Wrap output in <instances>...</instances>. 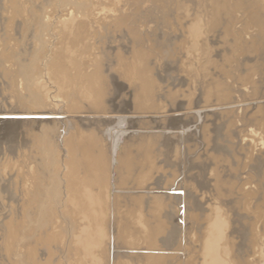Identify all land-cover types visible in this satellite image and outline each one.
<instances>
[{
	"label": "rangeland",
	"instance_id": "374dc122",
	"mask_svg": "<svg viewBox=\"0 0 264 264\" xmlns=\"http://www.w3.org/2000/svg\"><path fill=\"white\" fill-rule=\"evenodd\" d=\"M52 71L60 72L65 82L53 76ZM87 86L92 92H100L105 102L127 105L129 110L122 115L128 117L130 112L133 124L125 122L122 129L115 119L102 124L110 114L99 113L98 105L84 96ZM0 107L4 113L51 109L58 114L37 119L65 124L55 128L59 136L53 132L51 148L39 138L41 129L15 138L0 131V264L92 263L91 254L79 249L75 241V235L86 230L88 219L87 212H79L78 199L70 187V171L72 163L78 161L75 156L82 133L96 132L100 138L104 130H108L104 143L109 167L115 164L112 140L122 142H117L118 151L127 142L125 134L135 146H149V162L142 168L146 177L143 189L126 190L129 195L144 197L142 208L148 209H143L146 213L152 203H161L152 199L154 196H183L187 185L193 184L201 208L199 230L191 228L188 236L180 234L177 243L182 248L188 245L191 256L198 253V263L203 261L201 248L206 243L214 244V222L218 213L225 211L227 217L222 218L230 222L234 243L242 248L244 256L233 253L235 263L263 264L257 259L260 251L264 253V158L255 157L258 151L264 152V0H0ZM178 107V114H182L179 118L193 115L196 109L204 114H229L212 119V124L199 121L195 115L194 122L187 123L194 128L184 133L185 139L171 138V129L157 122L167 118L162 111L169 113ZM116 114L119 113L111 116ZM98 115V119L93 117ZM162 131L167 133L164 137H170V143L162 137ZM254 140L259 146H254ZM146 166L151 169L146 171ZM106 175L104 183L109 181V191L114 196L119 187L114 185L112 167ZM175 206L173 223L181 230L190 228L193 221L183 217L186 205L178 201ZM156 216L166 224L163 211L157 210ZM51 234L57 235L58 242L47 243ZM135 245L144 247L141 243ZM115 249L117 253L133 252L116 248V244L111 252ZM183 253L174 255L178 258ZM184 258L182 255L178 259Z\"/></svg>",
	"mask_w": 264,
	"mask_h": 264
},
{
	"label": "bare ground",
	"instance_id": "6f19581e",
	"mask_svg": "<svg viewBox=\"0 0 264 264\" xmlns=\"http://www.w3.org/2000/svg\"><path fill=\"white\" fill-rule=\"evenodd\" d=\"M202 1V0H201ZM210 1V0H209ZM199 2V1H198ZM201 6V5H200ZM199 6V7H200ZM204 6V5H203ZM208 8V7H206ZM210 8V7H209ZM194 10V9H193ZM207 10V9H206ZM198 14V13H197ZM213 15V14H212ZM216 15V14H215ZM198 16V15H197ZM214 17V16H213ZM192 18V17H191ZM203 18V17H202ZM205 25V24H204ZM71 27V29L73 28L72 25H68ZM77 27V26H76ZM200 36V35H199ZM203 51V50H202ZM203 58V57H202ZM196 63V62H195ZM125 64V63H124ZM133 64V62H132ZM203 66V65H202ZM210 66V65H209ZM47 67V65H46ZM138 70V69H137ZM35 73V72H34ZM47 73V72H46ZM45 73V74H46ZM39 75V74H38ZM52 75L55 77H58V79L64 83L66 79L63 78L62 74L59 72L57 73L56 71H52ZM142 75V74H140ZM170 75V74H169ZM43 76V75H42ZM27 78V77H26ZM30 78V77H29ZM27 78V79H29ZM94 78V77H93ZM149 78V77H148ZM35 79V78H34ZM44 79V77H43ZM64 79V80H63ZM25 80V79H24ZM33 80V78H32ZM29 81V80H28ZM42 81V80H41ZM89 82V80H88ZM92 82V81H91ZM67 83V82H66ZM91 84V83H90ZM49 85V84H48ZM82 85V84H81ZM68 86V85H67ZM206 87V86H205ZM55 88V87H54ZM144 88V87H143ZM31 89V88H30ZM87 91L85 93L84 96H89L90 100L92 101L93 104L98 105L100 112L99 113H103V114H111L112 113H121V115H117V116H109V118L104 121H102V124H107L111 119H115V121H117L119 124H121V129H122V125L123 123L127 122V124L131 125L133 124V121L131 120V118L129 119V115L127 117L123 116L122 113H127L129 110V107H127V105H122V103L120 104V106H117L115 104H112L110 101L109 102H105V100H101V98L99 97V93L98 92H92L91 88L87 86ZM142 89V88H141ZM94 90V89H93ZM39 91V90H38ZM141 91V90H140ZM85 92V91H84ZM62 94V93H61ZM39 98V97H38ZM78 98V97H77ZM17 99V98H16ZM36 99V98H35ZM71 99V98H70ZM15 100V99H14ZM78 100V99H77ZM84 100V99H83ZM112 100V99H111ZM116 100V99H115ZM24 101V100H22ZM27 101V100H25ZM24 101V102H25ZM33 100H30V102H32ZM52 101V100H51ZM90 101V102H91ZM62 102V101H61ZM121 102V101H120ZM21 103V102H20ZM37 103V102H36ZM58 103V102H57ZM79 103V101H78ZM105 103V104H104ZM108 103V104H107ZM114 103V102H113ZM18 104V103H17ZM50 104V103H49ZM118 104V105H119ZM127 104V103H126ZM24 105V104H23ZM33 105V103L31 104ZM36 105V104H34ZM41 105V104H40ZM79 105V104H78ZM77 105V106H78ZM92 105V104H91ZM90 105V106H91ZM141 105V104H140ZM208 105V104H207ZM11 106V105H10ZM15 106V104H14ZM13 106V108H15ZM18 106V105H16ZM38 108L39 105L37 104ZM44 106V105H43ZM86 107V105H84ZM131 106V105H130ZM139 106V105H138ZM22 107V105H21ZM27 107V106H26ZM41 107V106H40ZM50 107V106H49ZM74 107V106H73ZM93 107V106H92ZM91 107V108H92ZM140 107V106H139ZM215 107V106H214ZM218 107V106H217ZM1 108V107H0ZM4 108V107H3ZM9 108V107H7ZM5 108V110L7 109ZM12 108V109H13ZM25 108V107H24ZM29 108V106H28ZM59 108V107H58ZM96 108V107H95ZM93 107V109H95ZM178 107L175 110H172L171 112L167 113L165 111H162V115H166L167 118L163 119V120H159L160 121V126L162 125L163 127H169L171 129V138L175 137V138H184V133L185 135L188 134V132L190 131L189 129L194 128V126H188V124H192L194 122L195 119V115H197L199 117V121H201V119H204L205 122H211L210 124H212V119H216L218 117H223V116H228L229 112H223V113H213V114H204L203 111H196L193 113V115L184 117V118H179V116H181L182 114H178L179 111ZM40 109V108H39ZM46 109V108H45ZM78 109V107H77ZM145 109V108H144ZM149 109V108H148ZM11 110V109H10ZM17 110V109H16ZM21 110V109H20ZM25 110V109H24ZM29 110V109H28ZM44 110V109H43ZM42 110V111H43ZM50 112H27V113H14L13 111L11 112H0V117H3L4 120L7 119L6 121H3V119H1V123H2V128L0 129L1 132L4 133L5 136L11 137V138H15L18 136H22L25 134H34L33 131H36L37 129H41L40 131V139H42L43 143L45 146L50 145V140L51 135L54 132V136L57 137L56 133H55V128H57V126H59L60 124H64V122H60L58 123V121H44L45 119H37V117L39 116H53V115H57L58 113H54L53 111ZM81 110V109H80ZM132 110V109H131ZM137 110V109H135ZM140 110V109H139ZM147 110V109H146ZM159 110V109H158ZM262 110V109H260ZM2 111V110H1ZM4 111V110H3ZM15 111V110H14ZM56 111V110H55ZM76 111V110H75ZM138 111V110H137ZM153 111V110H152ZM157 111V110H156ZM160 111V110H159ZM187 111V110H186ZM63 112V110H62ZM87 112V111H86ZM96 112V111H95ZM133 112V111H132ZM139 112V111H138ZM161 112V111H160ZM182 113V111H180ZM183 112H185L183 110ZM60 113V112H59ZM69 113V112H68ZM85 113V112H84ZM146 113V112H145ZM151 113V112H150ZM149 113V114H150ZM153 113V112H152ZM231 113V111H230ZM65 114V113H64ZM81 114V113H80ZM134 114V113H133ZM140 114V112H139ZM138 114V115H139ZM144 114V113H143ZM157 114V113H155ZM61 115V114H60ZM71 114H69L68 116H70ZM74 115V114H73ZM76 115V114H75ZM84 115V114H83ZM89 115V114H88ZM90 115H92L90 113ZM89 115V116H90ZM115 115V114H114ZM141 115V114H140ZM146 115V114H145ZM151 115V114H150ZM154 115V114H153ZM231 115V114H230ZM258 115V114H257ZM65 116H67V114H65ZM72 116V115H71ZM105 115H102V117H104ZM136 116V115H135ZM75 117V116H74ZM76 117H78L76 115ZM93 117H99L98 116H93ZM132 117V115L130 116ZM138 117V116H137ZM136 117V120H137ZM141 117V116H140ZM139 117V119H140ZM182 117V116H181ZM43 118H48V117H43ZM71 118V117H70ZM69 118V120H70ZM86 118V117H85ZM88 118V116H87ZM14 119V120H13ZM20 119V120H18ZM64 119V118H63ZM68 118H66L65 120H67ZM90 119V118H89ZM88 119V121H89ZM98 119V118H97ZM197 119V118H196ZM209 119V120H208ZM61 120V119H60ZM68 120V122L70 123V121ZM74 120V119H73ZM82 121V119H80ZM141 120V119H140ZM155 120V119H154ZM153 120V121H154ZM90 121H93L90 119ZM89 121V122H90ZM97 121V120H96ZM74 122V121H71ZM84 122V121H82ZM98 122V121H97ZM116 122V123H117ZM142 122V120H141ZM155 122V121H154ZM204 122V121H203ZM67 123V121H66ZM111 123V122H110ZM113 123V122H112ZM137 123V122H136ZM139 123V121H138ZM145 123V122H144ZM143 123V126H144ZM156 123V124H157ZM76 124V122H75ZM87 124V123H86ZM114 124V123H113ZM124 124V127L125 125ZM147 124V123H146ZM155 124V123H154ZM65 125V124H64ZM71 125V124H70ZM82 125V123H81ZM84 125V123H83ZM82 125V126H83ZM101 125V124H100ZM110 125V124H109ZM117 125V124H115ZM141 125V123H140ZM187 125V126H186ZM214 125V124H213ZM61 126V125H60ZM73 126V125H72ZM79 126V125H77ZM97 126H99L97 124ZM103 126V125H102ZM105 126V125H104ZM136 126V125H135ZM148 126V124H147ZM158 126V127H160ZM161 126V127H162ZM39 127V128H38ZM62 127V126H61ZM74 127V126H73ZM110 127V126H109ZM117 127V126H116ZM132 127V126H131ZM141 127V126H140ZM145 127V126H144ZM72 128V127H71ZM81 128V126L79 127ZM86 128V127H85ZM127 128L129 129V126H127ZM126 128V129H127ZM138 128V126H137ZM142 128V127H141ZM140 128V129H141ZM147 128V127H146ZM168 128V129H169ZM60 129V128H58ZM62 129V128H61ZM69 129V128H68ZM101 129V128H100ZM106 129V128H104ZM109 129V128H108ZM113 128H111L112 130ZM120 129V128H119ZM124 129V128H123ZM125 129V130H126ZM139 129V130H140ZM155 129V128H154ZM161 129V128H160ZM165 129L166 128H162ZM205 129V128H204ZM67 130V129H66ZM94 130V129H93ZM109 130V131H111ZM116 130V129H115ZM138 130V131H139ZM142 130V129H141ZM175 130H179L178 133H175ZM68 131V130H67ZM70 131V130H69ZM75 131V130H74ZM105 131L108 130H104L103 132L105 133ZM120 131V130H119ZM117 131V132H119ZM128 131V130H127ZM130 131V130H129ZM137 131V130H135ZM173 131V133H172ZM33 132V133H32ZM39 132V131H38ZM102 132V131H101ZM115 133V131H113ZM116 132V133H117ZM121 133L123 131H120ZM125 132V131H124ZM134 132V131H132ZM167 132V130H166ZM191 132V131H190ZM66 133V132H65ZM64 133V137L65 136ZM72 133V132H71ZM76 133V131H75ZM78 133V132H77ZM80 133V132H79ZM101 133L100 136L102 137H98L96 132H84L82 133V135L79 137L80 140L77 143V147H78V155L75 156L76 159L78 157V161L75 163H72L71 166V171H70V181L71 184L73 186H70L73 190H74V197H76L78 199V204H79V208L80 211L79 212H87V219H88V224H87V228L85 231H81L79 233H77L75 236V241L76 244L78 246L79 249H84V251H86V254L89 256L91 254V260L92 263L91 264H236L234 259H233V253H237L238 255H241L239 257H244L241 253V247L239 248L238 245H236L234 243L233 240V234L230 232L232 231V229L230 228V222L227 223L222 217L225 216V218L227 217V213L225 211H220V213H218L217 219L214 222V229H215V242L214 244H209L206 243L203 248H201L202 252H201V258H203L202 262L198 263V256L199 255H194L191 256L190 252L191 249L188 248V243L189 240H187L188 242H186L187 246H184L182 248V246L180 245V243L178 244L177 239L178 237H180V234L183 236H185L186 233H188L189 229H195L197 232L199 230V220L201 219V211H200V204H198V200L197 197L195 196V188L193 186V184L187 185L189 186L187 192H183L184 195L183 196H154L152 199H154L155 201H160L161 203H149L153 206H150L149 208L150 211H148L147 213L144 210H148V209H144L142 208V205L144 206V204L142 202H144V197H142V195H132L126 191V190H133L135 189H143V185L142 183L145 182V176L143 172L144 170V165L145 163L149 162V160L147 161L149 155V146H145V145H139L138 142L135 146V142H131L129 136L126 135L125 138H127V142H131V144L126 143L123 144V146H119V148L121 147V149L118 151V147H116L117 142H120L119 145L122 143L121 141H118L117 138L116 140H112V145H113V158L114 160L112 162H114L115 164L112 163L113 166L108 165V152H106V150L108 149L106 144L104 143V138L107 136ZM110 134V132H108ZM107 133V134H108ZM126 133V132H125ZM128 133V132H127ZM146 133V132H145ZM157 133V132H156ZM169 134V132H167ZM167 133H165L164 131L161 132V134L163 135L162 137L165 139V141H168L170 143V137H164V135H166ZM81 134V133H80ZM105 136H104V135ZM112 134V133H111ZM119 134V133H118ZM129 134V133H128ZM132 134V133H131ZM135 137H136V133ZM133 134V135H134ZM139 134V133H138ZM142 135V132L140 133ZM155 134V133H154ZM158 134H160V132H158ZM198 134V133H197ZM77 135V134H76ZM114 135V134H112ZM124 135V134H123ZM130 135V134H129ZM147 135V133H146ZM151 135V134H148ZM59 136V135H58ZM117 137V135H115ZM143 136V135H142ZM145 136V135H144ZM153 137L155 135H152ZM151 136V137H152ZM161 136V135H160ZM35 137V136H34ZM75 137V136H73ZM78 137V136H77ZM109 137V136H108ZM114 137V136H112ZM111 137V139H112ZM134 137V136H133ZM157 137V135H156ZM154 137V138H156ZM33 138V137H32ZM129 138V139H128ZM140 138V135H139ZM144 138V137H143ZM149 138V136H147V139ZM190 138L187 136L186 140ZM58 140V138H56ZM63 139V138H61ZM108 139V138H107ZM106 139V140H107ZM110 139V140H111ZM136 139V138H135ZM142 139V138H140ZM145 139V138H144ZM143 139V140H144ZM145 139L144 141L146 142ZM152 139V138H150ZM202 139V138H201ZM67 140V139H66ZM109 141V140H107ZM135 141V140H134ZM141 141V140H140ZM143 141V142H144ZM176 141V140H175ZM54 142V141H52ZM177 142V141H176ZM181 142V141H180ZM58 143V142H57ZM65 143V142H63ZM110 143V142H109ZM178 143H179V139H178ZM184 143V142H183ZM182 143V144H183ZM186 143V142H185ZM254 146L257 147L259 146L258 143H256V140H254ZM41 144V142H40ZM53 144V143H52ZM66 144V143H65ZM161 144V143H160ZM180 144V145H182ZM188 144V142H187ZM43 145V146H44ZM58 145V144H57ZM163 145V144H162ZM161 145V146H162ZM167 145V143H166ZM165 145V146H166ZM173 145V144H172ZM179 145V144H178ZM185 145V144H184ZM41 146V145H40ZM52 146V145H50ZM49 146V147H50ZM67 146V145H66ZM75 146V144H74ZM102 146H105V148ZM59 147V146H58ZM51 148V147H50ZM69 148V147H68ZM192 148V147H191ZM154 149V147H153ZM58 150V149H57ZM70 150V149H69ZM110 150H112L110 148ZM190 150V149H189ZM64 151V148H63ZM104 151V153H103ZM153 151V150H152ZM160 151V150H159ZM172 151V150H171ZM49 152V151H48ZM69 152V151H67ZM66 152V153H67ZM55 154V152H52ZM64 153V154H66ZM153 153V152H152ZM191 153V152H190ZM50 154V153H49ZM58 154V153H57ZM154 154V153H153ZM59 155V154H58ZM57 155V156H58ZM72 155V153H71ZM52 156V155H51ZM65 157L67 155H64ZM53 157V156H52ZM74 157V158H75ZM159 157V156H158ZM183 157V156H182ZM54 158V157H53ZM69 158V157H68ZM112 158V157H111ZM110 158V159H111ZM262 159L264 158V152L258 151L257 152V156L255 157V159ZM109 159V160H110ZM260 159V160H261ZM53 160V159H52ZM57 160V159H56ZM65 160V159H64ZM51 162V161H50ZM55 163V162H54ZM60 163H62L60 161ZM67 163V162H66ZM65 163V164H66ZM70 163V162H69ZM151 163V161H150ZM149 163V164H150ZM50 164V163H49ZM53 164V163H52ZM64 164V163H63ZM64 164V165H65ZM152 164V163H151ZM156 164V163H155ZM58 165V164H56ZM62 165V164H61ZM148 165V164H147ZM48 166V165H47ZM53 167V166H52ZM64 167V166H61ZM112 167V171L115 174V178H114V185L116 184L117 187H119V192H117L116 195H112L111 196V192L109 191V186H108V182L106 181V184L104 183V176L107 177V170H110ZM150 167V166H149ZM148 166H146V171L147 168H149ZM50 168V167H49ZM60 168V167H59ZM58 168V170H59ZM66 168V167H65ZM69 168V167H68ZM143 168V170H142ZM48 169V168H47ZM151 169V168H149ZM57 170V169H56ZM63 170V169H61ZM60 170V171H61ZM175 170V169H174ZM53 171V170H52ZM55 171V170H54ZM64 171V170H63ZM69 171V169H68ZM169 171V170H168ZM51 172V171H50ZM67 172V170H66ZM158 172V171H156ZM60 173V172H59ZM62 173V172H61ZM65 173V171H64ZM68 173V172H67ZM110 174V172H108ZM52 174V173H51ZM155 174V173H154ZM49 175V174H48ZM53 175V174H52ZM55 175V174H54ZM53 175V176H54ZM62 175V174H61ZM66 175V174H65ZM147 175V173H146ZM153 176V175H152ZM145 177V178H144ZM50 177H48L49 179ZM52 178V176H51ZM56 178V177H55ZM68 178V177H67ZM145 180H144V179ZM157 178V177H156ZM154 178V179H156ZM178 178V177H177ZM189 178V177H188ZM57 179V178H56ZM63 179V178H62ZM64 180V179H63ZM69 180V178H68ZM150 180V179H148ZM158 180V179H157ZM156 180V181H157ZM53 181V180H52ZM58 181V180H57ZM69 181V182H70ZM154 181V180H153ZM155 181V182H156ZM177 181V180H176ZM54 182V181H53ZM59 182V181H58ZM67 182V181H66ZM65 182V183H66ZM180 182V181H179ZM183 182V181H182ZM48 183V181H47ZM68 183V182H67ZM60 184V182H59ZM186 184V183H183ZM52 185V184H51ZM55 185V184H54ZM57 185V184H56ZM55 185V186H56ZM110 185V184H109ZM113 185V188H115ZM155 185V184H154ZM157 185V184H156ZM177 185V184H176ZM182 185V184H181ZM50 186V184H49ZM49 186L47 188H49ZM63 186V184H62ZM61 186V187H62ZM67 186V184H66ZM65 186V187H66ZM51 187V186H50ZM59 187V185H58ZM112 187V185H111ZM116 187V189H117ZM155 187V186H154ZM157 187V186H156ZM183 187V186H181ZM60 188V187H59ZM69 188V187H68ZM112 188V190H113ZM52 189V188H51ZM55 189V188H54ZM159 189V188H157ZM182 189V188H181ZM53 190V189H52ZM72 190V191H73ZM111 190V188H110ZM149 190V189H147ZM171 190V188H170ZM172 190L174 191H178L180 190V188H173ZM171 190V191H172ZM185 190V189H184ZM56 191V190H55ZM58 191V190H57ZM62 191V189H61ZM66 191V190H65ZM71 191V192H72ZM118 191V190H117ZM168 191V189H167ZM49 192V190L47 191ZM54 192V191H53ZM59 192V191H58ZM56 192V195L57 193ZM115 192V191H114ZM145 192V191H144ZM147 192V191H146ZM150 192V191H149ZM51 193V192H50ZM64 193V190H63ZM66 193V192H65ZM68 193V192H67ZM148 193V192H147ZM113 194V193H112ZM137 194V193H135ZM48 195V193H47ZM53 195V194H52ZM61 195V194H60ZM66 195V194H65ZM150 195V193H149ZM163 195V194H162ZM173 195V194H172ZM55 196V195H54ZM68 196V194H67ZM71 196V195H70ZM151 196V195H150ZM149 196V197H150ZM61 197V196H60ZM59 199V195L57 197ZM63 198H65L63 196ZM62 198V200H63ZM71 198V197H70ZM52 200V198H50ZM55 199V197L53 198ZM74 199V198H73ZM107 199V201H106ZM148 199V198H147ZM151 199V200H152ZM49 200V201H51ZM59 201L62 202L63 201ZM76 200V199H74ZM179 202H183L186 205V209H185V214L183 215L184 219L187 220H192L193 223L190 226V228H185L184 230H181L180 226H176L173 223L174 217L176 216L175 214V205L176 203L178 204ZM148 203V202H146ZM61 204V205H62ZM69 204L72 203L70 202ZM68 204V205H69ZM180 204V203H179ZM49 205V203L47 204ZM56 205V203H55ZM60 205V204H58ZM60 205V206H61ZM54 206V205H53ZM70 206V207H71ZM148 206V205H147ZM59 207V206H58ZM63 207V206H62ZM75 207V206H73ZM112 207V219H110V215H111V208ZM146 207V206H145ZM53 208V207H52ZM61 208V207H60ZM69 208V207H68ZM72 208V207H71ZM70 208V209H71ZM78 208V207H76ZM78 208V209H79ZM148 208V207H147ZM181 208V207H180ZM63 209V208H62ZM68 209V210H70ZM144 209V210H143ZM179 209V208H178ZM50 210V209H49ZM48 210V211H49ZM58 210V209H57ZM73 210V208H72ZM157 210L158 211H163L164 212V216L166 218V224L162 223L159 221L158 217L156 216L157 214ZM176 210V209H175ZM56 211V210H55ZM78 210H76L77 212ZM51 211H49L48 213H50ZM53 212V211H52ZM60 212V211H59ZM65 212V211H64ZM75 212V209H74ZM47 213V214H48ZM62 213V212H61ZM72 213V212H71ZM52 214V213H50ZM49 214V215H50ZM54 214V213H53ZM56 214V213H55ZM70 214V213H69ZM48 215V216H49ZM73 216V214H71ZM258 217H261L262 214L260 212L257 213ZM53 216V215H52ZM62 216V215H61ZM179 216V215H178ZM182 216V215H181ZM56 217V215H55ZM49 218H51V216H49ZM53 219V218H52ZM51 219V221H52ZM259 219V218H258ZM55 220H58L57 218ZM62 221V219H59ZM112 220V221H111ZM179 220V218H178ZM183 220V219H182ZM49 222V220L47 221ZM53 222V221H52ZM60 222V221H58ZM68 222V221H67ZM175 222V221H174ZM55 223V222H54ZM53 223V224H54ZM61 223V222H60ZM72 223V222H71ZM182 223V222H181ZM187 223V222H186ZM51 224V223H50ZM73 224V223H72ZM71 224V226H72ZM112 224V225H111ZM57 225V224H55ZM67 225V224H66ZM51 226V225H50ZM74 226V225H73ZM53 227V226H51ZM61 227V226H60ZM52 229V228H51ZM183 229V228H182ZM50 230V229H49ZM58 230V229H57ZM64 230V229H63ZM72 230V229H71ZM111 230H112V234H111ZM62 231V230H61ZM69 231V230H68ZM187 231V232H186ZM48 232V231H47ZM57 232V231H56ZM78 232V231H77ZM50 233V231H49ZM62 233V232H61ZM58 234V233H57ZM64 234V233H63ZM74 234V233H73ZM187 235V234H186ZM188 236V235H187ZM73 237V236H72ZM61 238V237H60ZM71 238V237H70ZM112 238V240H111ZM63 239V238H62ZM58 240L57 235H53L51 234V236L47 237V243L50 242H56ZM67 240V239H66ZM65 240V241H66ZM260 240V239H259ZM112 241V243H111ZM116 241V243H115ZM257 241V240H256ZM58 242V241H57ZM69 242V241H68ZM74 242V241H72ZM180 242V241H179ZM66 243V242H65ZM137 243H141L144 247L143 248H138L135 244ZM51 244V243H50ZM58 244V243H57ZM74 244V245H76ZM115 244H116V248L117 247H122V249H130L133 252L129 253V252H121V253H117L116 249L114 251L116 252H111V248L114 249L115 248ZM49 245V244H48ZM56 245V243H55ZM54 245V246H55ZM61 245V244H60ZM66 245V244H65ZM72 245V244H71ZM58 246V245H56ZM161 247H169L171 248L170 250H161ZM191 246V245H190ZM189 246V247H190ZM60 247V246H59ZM62 247H63V243H62ZM67 247V246H66ZM75 249L78 250V248ZM50 248V246L48 247ZM54 248V247H53ZM52 248V250H53ZM72 248V247H71ZM197 248V246H196ZM261 248V247H260ZM55 249V248H54ZM60 249V248H59ZM64 249V248H63ZM66 249V248H65ZM146 249V250H143ZM183 249V250H182ZM61 250V249H60ZM76 250V253H77ZM80 250V251H81ZM120 250V249H119ZM149 251H155L158 252L157 255H152L150 254ZM160 251H166L167 253L165 254H169L168 256H165V254H162ZM184 252L182 255L185 257L183 260H179L178 258H180L178 256H175L174 254L177 255L178 252ZM60 252V251H57ZM64 253V251H62ZM69 252V251H68ZM66 252V253H68ZM83 252V251H82ZM177 252V253H176ZM196 252V251H195ZM262 251L259 252V257H258V261L263 262L264 264V253H261ZM136 253V254H135ZM54 254V253H53ZM112 254V257H111ZM172 254V256L170 255ZM69 255V254H68ZM71 255V254H70ZM53 256V255H52ZM51 257V256H50ZM49 257V258H50ZM63 258V255H62ZM61 258V259H62ZM67 259V258H66ZM65 259H62L61 261H63ZM232 260V261H231ZM48 261V260H47ZM58 262V260L56 261V263ZM87 262V261H86ZM71 263V260H70ZM47 264H51L49 262H47ZM64 264V263H63Z\"/></svg>",
	"mask_w": 264,
	"mask_h": 264
},
{
	"label": "water",
	"instance_id": "95a60500",
	"mask_svg": "<svg viewBox=\"0 0 264 264\" xmlns=\"http://www.w3.org/2000/svg\"><path fill=\"white\" fill-rule=\"evenodd\" d=\"M0 119H3V120H4V118H3V117H0Z\"/></svg>",
	"mask_w": 264,
	"mask_h": 264
}]
</instances>
